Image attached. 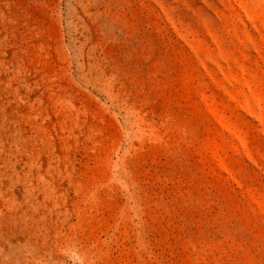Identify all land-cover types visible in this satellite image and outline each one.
<instances>
[{"label":"rangeland","instance_id":"1","mask_svg":"<svg viewBox=\"0 0 264 264\" xmlns=\"http://www.w3.org/2000/svg\"><path fill=\"white\" fill-rule=\"evenodd\" d=\"M0 264H264V0H0Z\"/></svg>","mask_w":264,"mask_h":264}]
</instances>
